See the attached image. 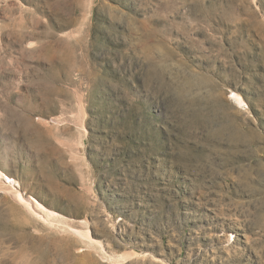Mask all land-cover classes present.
Masks as SVG:
<instances>
[{
	"label": "rangeland",
	"instance_id": "obj_1",
	"mask_svg": "<svg viewBox=\"0 0 264 264\" xmlns=\"http://www.w3.org/2000/svg\"><path fill=\"white\" fill-rule=\"evenodd\" d=\"M0 169V264H264V0H0Z\"/></svg>",
	"mask_w": 264,
	"mask_h": 264
},
{
	"label": "bare ground",
	"instance_id": "obj_2",
	"mask_svg": "<svg viewBox=\"0 0 264 264\" xmlns=\"http://www.w3.org/2000/svg\"><path fill=\"white\" fill-rule=\"evenodd\" d=\"M236 99L239 102H242L240 97H237V95H236ZM0 178L3 180L2 182H4L5 185H8L10 187H14L15 188V191L13 189H11V191L14 192L15 197L26 207V209L29 211V213H31L32 215L36 216L37 218L38 217L41 218L42 215L40 214V212H42V214L44 213L49 218L55 217L56 219L62 221L61 218L59 217L60 215L57 212L52 211L50 209H47L44 205H42L38 201H35L33 203V202L30 201L29 198H26L24 196V194L19 190V188L18 189L16 188V186L14 184L15 180L12 179L7 174H5L1 169H0Z\"/></svg>",
	"mask_w": 264,
	"mask_h": 264
}]
</instances>
